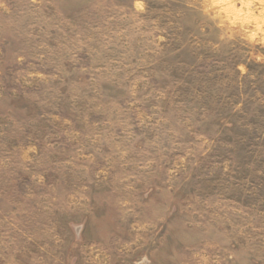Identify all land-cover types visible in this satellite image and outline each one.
<instances>
[{"label":"rangeland","instance_id":"obj_1","mask_svg":"<svg viewBox=\"0 0 264 264\" xmlns=\"http://www.w3.org/2000/svg\"><path fill=\"white\" fill-rule=\"evenodd\" d=\"M0 264H264V0H0Z\"/></svg>","mask_w":264,"mask_h":264},{"label":"bare ground","instance_id":"obj_2","mask_svg":"<svg viewBox=\"0 0 264 264\" xmlns=\"http://www.w3.org/2000/svg\"><path fill=\"white\" fill-rule=\"evenodd\" d=\"M142 263H144V261Z\"/></svg>","mask_w":264,"mask_h":264}]
</instances>
